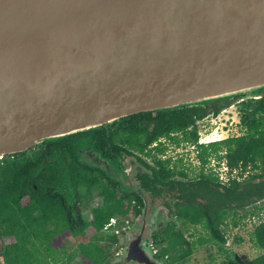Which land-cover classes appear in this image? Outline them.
<instances>
[{"label": "water", "instance_id": "obj_1", "mask_svg": "<svg viewBox=\"0 0 264 264\" xmlns=\"http://www.w3.org/2000/svg\"><path fill=\"white\" fill-rule=\"evenodd\" d=\"M263 93L264 0H0V159ZM145 216L112 264H165L149 245L158 218Z\"/></svg>", "mask_w": 264, "mask_h": 264}, {"label": "trees", "instance_id": "obj_2", "mask_svg": "<svg viewBox=\"0 0 264 264\" xmlns=\"http://www.w3.org/2000/svg\"><path fill=\"white\" fill-rule=\"evenodd\" d=\"M239 101L236 98L156 112L155 118L148 113L130 117L128 141L131 144H141L142 136V147L153 145L172 133L187 132L191 128L195 129L185 140L197 144L200 140L199 120L212 111L219 115L236 103L242 107L241 125L245 134L200 146V181L192 182L190 187L180 183L183 189L190 190L177 198L179 203L175 206L176 211L170 214L171 221L162 224L153 238L154 248L158 251L155 257L165 264L184 263L194 255L197 246L178 223L183 227L202 226L209 235L200 241L201 245H217L221 252L228 253L224 250L228 244L224 227L228 226L235 210L264 202V93L260 99ZM101 129L104 128L92 132ZM77 135L44 142L27 153L0 161V237L16 239V243L3 247L0 264H72L78 256L93 264H112L117 259L115 253L120 238L104 233L105 228L115 217L139 218L143 215L142 210L132 205L138 198H119L104 186L106 172L73 158L72 145ZM102 142V138H97L98 146ZM175 143L179 145L180 141ZM157 151L163 154L165 149L158 148ZM65 158L74 161L68 163ZM213 158L219 165L225 163L231 175L239 171L244 180L231 179L229 186L221 185L218 178L205 173ZM157 164L162 169L154 172L159 184H171L169 179L174 174L162 162L157 161ZM247 173L250 174L246 178ZM96 191L102 203L93 207ZM77 198L83 210L91 213L90 221L76 219L75 212L71 211L70 206ZM126 201L131 204L126 205ZM89 228L96 232L91 239L87 236ZM66 235L78 241V248L72 254H68L65 247L58 250L55 243V239ZM253 242L263 251L262 256L249 263L237 258L235 264H264V221L256 227Z\"/></svg>", "mask_w": 264, "mask_h": 264}, {"label": "flooded vegetation", "instance_id": "obj_3", "mask_svg": "<svg viewBox=\"0 0 264 264\" xmlns=\"http://www.w3.org/2000/svg\"><path fill=\"white\" fill-rule=\"evenodd\" d=\"M148 114H153V118L157 116L156 112ZM210 116L218 115H215L214 111L209 112L206 117L197 122L198 131V123ZM129 120L130 117L123 118L113 123L110 128L104 126V129H101L100 131H91L77 135L76 138H74L72 145L73 158L79 160L82 164L88 167L98 169L103 173L106 172L104 186L119 198H138V200H133L132 205L135 208L137 207V209L142 210V214L146 212L147 219L156 218L154 215L155 213H158L157 218L159 219V214L164 213L166 214V221H169L170 214L176 211L175 206L179 203V199L177 198L181 197L182 192H188L190 190H187L186 188L183 189L180 183H185L187 184V187H190L192 182L200 181L202 171L201 167L198 177L192 179L186 172V168H184L182 158L174 160V158L167 156L170 147L174 146L175 149H180L182 146H193L199 155L200 146H209V144H200V142L194 144L186 141L185 139L189 136V133L195 129L191 128L187 132L178 131L172 133L170 137L161 138L153 145H145L143 147L142 144L144 141L141 136V144L137 146L128 141L130 135V133H128ZM200 135L201 133L199 131V136ZM97 138L103 139L100 146L97 145ZM177 141H180L179 145L175 143ZM158 148H164V153L160 154L157 151ZM5 158L0 159V161H3ZM64 160H67L68 163L74 161L72 158H65ZM90 160L98 163L92 164ZM157 161L162 162L168 171L175 175L169 179L172 181L171 184H159L158 178L154 172H160L162 169L160 165L157 164ZM208 167L209 165L206 167L205 173L207 175L211 174L213 178L216 177L219 179V174L213 172V170H209ZM207 169L210 173L207 172ZM218 182L222 185L220 179ZM156 190L158 191L156 192ZM93 195L94 199L92 201V206H99L102 203L99 192L96 191ZM29 201L30 199H28V202ZM130 204L131 203L126 201V205L129 206ZM70 209L75 212L76 219H85L84 214L87 212L90 213L89 211L83 210L78 198L75 203L70 206ZM147 221L146 218L143 219V224ZM160 227L161 225L152 236L149 245L153 244V238L159 232ZM142 232L143 230L140 231L137 237L141 236ZM126 244L127 243H125V248Z\"/></svg>", "mask_w": 264, "mask_h": 264}, {"label": "rangeland", "instance_id": "obj_4", "mask_svg": "<svg viewBox=\"0 0 264 264\" xmlns=\"http://www.w3.org/2000/svg\"><path fill=\"white\" fill-rule=\"evenodd\" d=\"M239 104L240 103H236L230 108L222 111L218 116H210L198 123L200 133L203 134L204 137H208L211 143L218 142L220 140L223 141L230 137L243 136L245 131L241 125L240 114L242 107ZM167 156L174 158V160L182 158L184 168H186V172L191 176V178L195 179L198 177V174L201 171V165L197 160V150L194 149L193 146H182L180 149H175L174 146H171ZM225 167V163H221V165H219L216 158H213L208 169L218 173L220 176V182L227 186H229L231 179H237L239 181L244 180L243 178H240L239 171H235L231 175ZM208 169L207 172L210 173ZM249 174L250 173H247L245 177ZM251 174H253V172ZM234 213L235 215L231 216L228 220V226L224 227L226 238L228 239V244L225 246L224 250L228 253L221 252L219 246L217 245H201L200 241L204 238H208L209 235L202 226L197 228L192 226L183 227L181 223H178V226L183 229L187 237L191 241L197 243L194 255L182 264H235L237 258H240L244 263H249L262 256L263 251L255 246L253 238L256 227L264 221V202L245 209H236ZM157 214L158 213L154 214L156 218ZM84 217L87 221L92 219L90 213L88 212L84 214ZM145 218L146 220H149L145 216L141 219L142 224L143 219ZM170 218L171 217L169 216V219ZM137 220L138 218L133 219L132 226ZM165 221L166 214L160 213L159 219L156 223V228L162 224L168 223L171 219L169 221ZM235 224H237V226H235ZM138 234H136V237ZM95 235V230L93 228H89L87 231L88 238L91 239ZM123 236L125 237V235ZM14 243H16V239L14 237H0V252L3 251L4 246ZM55 243L58 250L65 247L68 254H72L78 248V241H76V239L71 235L57 238L55 239ZM0 263H2V259H0ZM72 264L93 263L83 256H78Z\"/></svg>", "mask_w": 264, "mask_h": 264}, {"label": "built area", "instance_id": "obj_5", "mask_svg": "<svg viewBox=\"0 0 264 264\" xmlns=\"http://www.w3.org/2000/svg\"><path fill=\"white\" fill-rule=\"evenodd\" d=\"M199 142L200 144H205V145H208L211 143L209 138L204 137L203 134L200 135ZM225 168H227V170L229 171L227 166ZM133 219L134 218L132 216H130V218L128 219L121 218V217H115L111 220L110 224L104 230V233L113 234L114 236L120 238V243L118 244L117 251L115 253L117 259L126 257V251H127V245L125 248L126 237H124L123 235L126 236L127 230L132 226ZM150 247H151L153 255L155 256L158 253V251L154 248L153 244H150Z\"/></svg>", "mask_w": 264, "mask_h": 264}]
</instances>
